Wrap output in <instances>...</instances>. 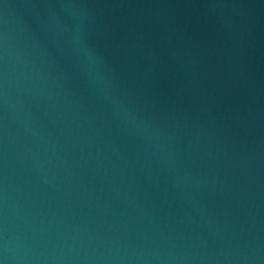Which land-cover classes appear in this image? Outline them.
<instances>
[{
	"label": "water",
	"instance_id": "water-1",
	"mask_svg": "<svg viewBox=\"0 0 264 264\" xmlns=\"http://www.w3.org/2000/svg\"><path fill=\"white\" fill-rule=\"evenodd\" d=\"M0 264H264V0H0Z\"/></svg>",
	"mask_w": 264,
	"mask_h": 264
}]
</instances>
